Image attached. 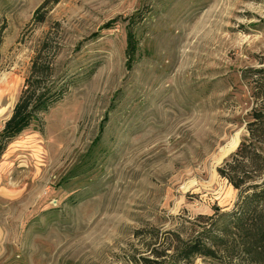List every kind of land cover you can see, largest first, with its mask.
Returning <instances> with one entry per match:
<instances>
[{
  "label": "rangeland",
  "instance_id": "rangeland-1",
  "mask_svg": "<svg viewBox=\"0 0 264 264\" xmlns=\"http://www.w3.org/2000/svg\"><path fill=\"white\" fill-rule=\"evenodd\" d=\"M258 71L264 0H0V131L56 95L0 153V264H139L236 211L217 169L245 143L264 180ZM231 238L193 264H264Z\"/></svg>",
  "mask_w": 264,
  "mask_h": 264
},
{
  "label": "trees",
  "instance_id": "trees-1",
  "mask_svg": "<svg viewBox=\"0 0 264 264\" xmlns=\"http://www.w3.org/2000/svg\"><path fill=\"white\" fill-rule=\"evenodd\" d=\"M35 66L36 64L33 65L32 69V74H35L33 76L42 75L44 71ZM258 72L263 73L264 71ZM38 80L34 81L35 84H39ZM31 87L33 88L31 89ZM29 88L30 90L27 89L20 94L11 116L0 131V153L8 141L16 138L30 126L38 113L47 112L50 96H56L54 95L55 92L51 94L45 91L37 93L40 91V87H34L33 84ZM253 88L255 90L256 86ZM257 109H254L249 115L248 130L252 133V128L255 127L259 132L261 131L258 135L260 136L264 135V113L259 108ZM249 147L248 144H241L230 160L217 169L221 178L227 180L233 189L240 191L241 198L236 205V211L220 216L215 223H210V227L204 228L203 232L196 237L186 241L175 239V246L169 247L170 249L165 248L161 252L154 247L148 251L149 255L140 257L139 264H193L197 257L219 259L218 253L229 254L230 249L233 248L229 245L230 242L233 241V245L238 246L236 240L231 238L232 235L239 238V245L244 247L243 254L253 256L260 262L262 259L264 263V180L255 183L254 179L263 170L256 160V158L261 159V157L259 155L253 156ZM248 160L253 161L250 162L254 168L249 170L252 172L249 173L251 177L243 178L242 175L241 178L238 174L246 173L242 168ZM155 245L153 243L152 246Z\"/></svg>",
  "mask_w": 264,
  "mask_h": 264
}]
</instances>
